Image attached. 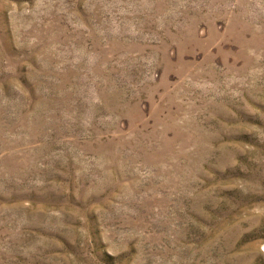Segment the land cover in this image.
Returning <instances> with one entry per match:
<instances>
[{"label":"rangeland","instance_id":"rangeland-1","mask_svg":"<svg viewBox=\"0 0 264 264\" xmlns=\"http://www.w3.org/2000/svg\"><path fill=\"white\" fill-rule=\"evenodd\" d=\"M0 264H264V0H0Z\"/></svg>","mask_w":264,"mask_h":264}]
</instances>
